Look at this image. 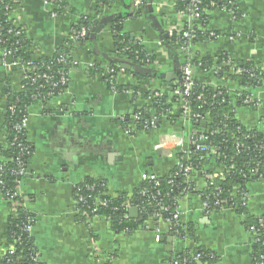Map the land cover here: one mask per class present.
Wrapping results in <instances>:
<instances>
[{"label": "crops", "instance_id": "1", "mask_svg": "<svg viewBox=\"0 0 264 264\" xmlns=\"http://www.w3.org/2000/svg\"><path fill=\"white\" fill-rule=\"evenodd\" d=\"M143 1L135 14L133 0H112L104 8L97 7L96 0H64L61 8L57 2L15 0L17 8L10 13L31 43L33 57L50 58L59 49L71 47L73 66L61 94L45 102L35 101L27 109L26 138L33 154L19 192L35 220L31 237L42 264H99L97 256H91L92 248L100 256L115 254L113 264H170L172 256L184 250L164 223L116 234L103 217L80 219L73 197V188L85 179L101 181L110 198L130 196L142 175L163 177L173 168L175 161L155 149L159 136L175 133L186 143V125L178 122L171 125L162 121L148 132L129 129L135 135L118 124L125 117L132 121L135 113L147 106L141 98L147 92L173 97L182 55L164 40L192 23L176 9L177 0ZM222 1L235 3L241 17L234 20L229 12L209 11L207 29L219 34L212 41L190 46L192 58L224 55L230 60L226 67L230 62L251 61L264 71V0ZM85 18L91 21L88 37L71 46L73 26ZM121 19L123 33L137 40L155 61L143 67L127 64L128 70L120 64L116 83L123 89L114 92L90 66L103 69L114 63L111 60L119 59L113 54L111 24ZM225 75L218 78L212 71L195 69L193 76L206 86L226 87L230 95L242 89ZM22 79L20 65L5 59L0 48V151L6 148L8 137L3 88L7 85L12 92H19ZM249 92L253 98L264 100V83ZM235 116L242 125L256 128L264 136V105L238 108ZM202 183L198 182V188ZM247 192L249 214L264 223V181L249 183ZM178 208L181 221L193 224L199 245L216 256L214 264H252V236L244 228L242 216L223 209L205 217L197 194L184 196ZM9 212L0 193V258L6 251Z\"/></svg>", "mask_w": 264, "mask_h": 264}, {"label": "trees", "instance_id": "2", "mask_svg": "<svg viewBox=\"0 0 264 264\" xmlns=\"http://www.w3.org/2000/svg\"><path fill=\"white\" fill-rule=\"evenodd\" d=\"M53 3H59V6L64 0H52ZM112 0H96V5L99 8L108 7ZM188 7L187 2L182 0L176 1V9L181 12H186ZM17 8L15 0H0V48L8 50L10 48L16 49L13 53L12 61L22 63H32L31 66L35 67V74H45L51 77L53 82L59 80V73H62L64 68L55 62L56 58L61 56L70 55L71 47H63L59 49L54 56L50 58L39 57L35 62L32 61V45L26 39L24 31L19 28L15 29L11 26L14 23L12 18L8 20L7 15ZM61 8V6H60ZM212 10H224L232 13L234 20L241 17L237 5L233 2H224L222 0H203L198 8L200 15V26L203 31H195V38L188 41V45L192 46L196 42L205 43L215 39L211 37V33L218 35L219 33L208 28V15L207 13ZM136 12L135 14H137ZM122 19L112 22L111 31L114 35L113 54L118 57V63H110L108 66L114 70V73H119L120 64H129L131 66L143 67L151 63H154L155 57L149 56L140 43L135 41L131 36L123 33ZM91 25L89 19H82L78 25L73 26V31L77 32L81 28H88ZM188 25H185L183 30L179 33L173 32L170 37L164 40L166 43L185 45L186 41L183 39V32L186 31ZM19 35H15L14 31H19ZM9 31H11L9 33ZM87 36L77 44L85 42ZM71 46H74L71 44ZM230 60L227 56L220 55L218 57H194L191 59V63L197 67L200 71L214 72L215 77L225 76L232 82L237 83L244 88H257L264 83V71L257 68L251 61H243L241 63L230 62V66L226 67ZM245 72L237 74L230 72L234 67ZM152 66V65H150ZM234 69V68H233ZM70 70V68H69ZM69 72L68 70H66ZM91 72L99 74L107 82L108 76L102 74L103 69L99 66L91 69ZM68 81V76H67ZM42 89H39V83L33 85L22 81V86L19 92H12L11 89L5 85L3 88V95L7 98L6 108V123L5 129L8 133L7 146L0 151V192L6 193L13 190L15 181L19 179L16 175V171L19 170L17 162L20 161L23 166L27 165L28 159L33 154V148L26 138V132L17 133L13 130V127L17 125L24 116H27L28 107L34 103L37 94H40V101L45 102L49 99L57 97L61 94L64 87H58L54 93L55 96L49 98L47 93L49 92V84L41 81ZM67 83V82H66ZM181 83V77L178 74L172 91L178 90L179 87L176 84ZM110 90L117 92L121 91L123 87L115 83ZM242 95L248 93L243 91ZM154 94V93H153ZM152 93L147 92L141 95L142 99H146L149 96H153ZM203 94L202 99L197 97ZM190 112L194 115L208 116V122L206 125L201 123L195 124L194 128L205 131V137L207 138L204 147H214L217 149L218 164H222L225 167L223 179H214L212 186L205 188L199 192L200 199L214 212H220L225 207H233L236 209L235 213L242 216V224L244 228L249 231L252 228L255 229L259 235L258 241L252 243L253 261L252 264L264 263V223L261 222V218L254 217L249 214L247 207L241 201V195H247V185L250 181H263L264 180V136L257 129H248L242 125L235 118V110L237 108H243L241 98H235L229 94V91L225 87H210L204 84L198 83L195 79L193 82V90L191 95L187 98ZM178 97L173 95L168 99L164 94L159 97H155L152 100V108L154 109V115H151L148 111L151 107L147 106V109L137 111L141 117L139 121H131L130 117L121 118L118 124L124 130L135 128L137 132H146L145 121L154 118L157 121V127L161 124V118L166 111H169L171 106H174L178 102ZM13 107V113L10 109ZM178 107V106H177ZM177 112H180L177 109ZM227 112V113H226ZM176 116L173 115L167 119L169 122L174 123ZM132 126V127H131ZM131 132V133H130ZM134 132L129 130V134L135 135ZM26 147L30 155L21 151ZM207 151L192 149L190 151L187 161L180 160L184 165H190L200 170H204L206 174L211 173L209 166L210 161L207 159ZM181 157V156H179ZM234 167V168H233ZM171 181V183H169ZM159 185L156 186L152 181H140L138 186L133 190L130 196L121 194L117 198H110L105 195L104 184L101 181L92 179H85L79 185L73 188V197L76 195L82 196L83 202L77 204L78 217L80 219L89 217H103L108 220L112 231L116 234H130L134 230L142 229L145 227V223L149 222L152 214L156 211V202L160 201L170 208V211H174L176 203L173 198L181 197L183 189L187 186L183 184V177L179 175L177 168L170 171L167 175L158 179ZM236 194L233 195V192ZM103 193V198L107 205L105 207L96 208L95 197ZM23 202V201H22ZM128 203L132 207L138 208L137 217L132 218L129 216V210L125 203ZM9 206V204H8ZM93 208L97 211L91 214ZM10 210V207H9ZM29 211L21 208L17 212L18 217H13L9 212L8 225L5 232L6 248L12 246L14 251L12 253L5 252L0 258V264H42L40 261H32L37 252L34 247V241L31 234L24 232L21 227L28 218ZM31 216H33L31 214ZM88 217V218H89ZM165 220H171L169 213L163 214ZM184 226L187 229L188 235L191 240L196 244L191 249H184L179 253H175L170 261V264H197V261H193V257L200 256L198 260L201 264H214L217 260L214 253L199 245L196 238V232L193 224L185 223ZM113 260L116 255L106 254ZM105 255V258H106ZM99 264H113L107 259L102 260Z\"/></svg>", "mask_w": 264, "mask_h": 264}, {"label": "built area", "instance_id": "3", "mask_svg": "<svg viewBox=\"0 0 264 264\" xmlns=\"http://www.w3.org/2000/svg\"><path fill=\"white\" fill-rule=\"evenodd\" d=\"M43 1L45 3H48V4L53 2L52 0H43ZM182 1L187 2L188 7H187L185 13L184 12H181V13L186 14L188 19L190 21H192V23L189 24L187 30L183 32V39H185L186 44L185 45L175 44L176 47L178 48V50L180 51L181 55H182V61H181L182 63H181L180 69H179V75L181 77V83L176 84V85H178L179 89L175 90L173 92V95H176L179 100L176 104H174V106H171L172 108H170L169 111H166L163 114V116L161 118V122L162 121L167 122L168 121L167 119H169V117H171L173 115H179V116H176L177 118H176V121L174 123L169 122V121L168 122L171 125H175L177 122L186 125V141H187V143L185 144L184 141H182V139H180L178 137L179 135L175 134V133L170 134V135H165V136L162 135V136H159V142L156 145L155 149L158 152L164 153L166 156L171 157L173 159V161H175L173 168L170 171L177 168L179 175L183 177V184L187 187L185 188V190L183 189V193H182L180 198L179 197L173 198L174 203H176V208L172 212L170 211V208L168 206H166L165 204H163L160 201H157L156 202V211L152 214L150 221L145 223V227L148 228L149 226H147V225H150V223H155V224L156 223H164V224H166V226H168L170 228L174 237L176 239H178L180 242H182L184 249H191V248L195 247L196 244L193 242V240L190 239L188 232H187V229L184 226L185 223L183 221H181V218H180L181 213H180L179 208H178V202L180 199H182L186 195L197 194V197L200 200L201 209H203L204 216L209 217L211 214L216 213V212H214V209L211 210L210 208H208V206L205 203H203L201 201L199 192L203 191L207 187L212 186V183H210V182H212L214 179L217 178V179L222 180L224 172H225V167L222 164H218V162H217L218 161L217 149H215L214 147L208 148V147L203 146L206 139H207L205 137V131L194 128V125L198 124V123H201L202 125H206L207 122L209 121L208 116L207 115L201 116L199 114H197V115L192 114L190 112L189 104H188V101L186 99L192 93L193 82H194V76H193L194 70L197 69V67L191 63L192 56L190 53V45H188V41L195 38V35H194L195 31H203V29L200 26V20H199L200 15L198 12V8L201 5L203 0H182ZM143 4H144L143 0H133V12H136L137 10H139V8L141 6H143ZM221 11H224V10H221ZM7 18H8V20H10L9 18H12L10 13L7 15ZM11 26L15 29H19V27L16 26L15 23H12ZM0 31H2V29H0ZM10 32L11 31H9V33ZM14 33H15V35H19L20 30L14 31ZM87 33H88V28H81L77 32L73 31L71 34V37H70V44L77 45L79 40H81L82 38L84 39L87 36ZM210 35H211V37H215V38H217V36H218V35H214V33H211ZM131 38H133V37H131ZM232 38H234L233 35H232V37L230 36V39H232ZM135 41H137V40H135ZM1 49H2V56L5 59H10L12 61L13 53L16 51V49H14V50H13V48H10L8 50H5L3 48H1ZM38 58L39 57H33V55H32V61L33 62H35V60H37ZM12 62L20 65L21 70H22V75H23L22 81L26 80V82L31 84V85H33L35 83H39L40 84L38 86L39 89L43 88L41 83H40L41 81L49 84V92L47 93V96L49 98L55 96L54 91L58 87H60V86L64 87L65 86V84L67 82V76L69 74V72H67L66 70L69 71V68L71 66H73L70 55L61 56L59 58H56L55 62L59 65H62L64 70L62 73H59V75H60L59 80L57 82H53L51 77L48 75L35 74L34 73L35 67L31 66L32 63H22V62H15V61H12ZM153 64L154 63H151L147 66H150ZM90 67H91V69L95 68L92 65ZM233 68H232V72H234V73L241 74V73L245 72L243 70L237 69L235 67V64H234ZM102 74L104 76H108V78H109L108 83H110V86L112 89L113 85L116 83V78H117L118 73L115 74L114 70H112L111 67L106 66L103 68ZM214 88H217V87H214ZM241 88L242 89L233 92L231 96L233 97V99H235L237 97L241 98L242 99L241 105L244 106L243 108L257 109V108L264 105V100L256 99V98H253L251 96V94L249 92V90L251 88H244V87H241ZM257 88H259V87H257ZM257 88H252V89H257ZM243 91H247L248 93H246L245 95H242ZM37 95L38 96H36L34 101H38V100H40L39 97H43V96H40V94H37ZM162 95L163 94L160 92H155L153 94V96H149L145 99L146 105L151 107L148 111L151 115H154V113H155L154 109L152 108L153 98H155V97L157 98V97L162 96ZM203 97H204L203 94H200L197 97V99H202ZM147 106H143L141 109H139V111L147 109L148 108ZM9 109H10L11 113H13V107H11ZM177 109H179L180 112H177L178 111ZM235 118H236V116H235ZM139 120H141V117L138 114H135L132 118V121H139ZM26 126H27V116H24L21 119V121L13 127V130H15L17 133H23V132H26ZM145 128L147 130L146 132L157 129L158 128L157 127V121L154 118L146 120L145 121ZM248 129H251V128H248ZM254 129H256V128H254ZM193 148L196 150L205 149L208 152L207 153V157H208L207 159H209V161H210V166L208 169H210L211 173L206 174V172L204 170H200V169H197L195 167H191L190 165H184L183 163L180 162V160L187 161L189 154H190V151ZM21 151L27 155H30V153L26 147L22 148ZM179 156H181V157H179ZM17 165L19 167V170H17L15 173L19 177V179H17L15 181V186H14L13 190L7 191L6 193L0 192L3 195L4 199L6 200V202L9 204L10 212L12 213L13 217H15V218L18 217L17 212L21 208L26 209L25 205L22 202V199L20 197V192H19L20 181L26 175V166H23V164H21L20 161L17 162ZM159 178L160 177L150 173V174L142 175L141 181H152L155 183L156 186H158L159 185V182H158ZM201 180L203 181V183L201 185V188H198L197 184ZM251 182L252 181H250L249 183H251ZM169 183H171V181ZM0 185H1V182H0ZM234 194H236V191L233 192V195ZM83 199L84 198L82 196H80L79 194L76 195V197H74L77 213L79 212L77 204L79 202H83ZM241 201L247 207L248 192H247V195H241ZM94 205L96 208L105 207L107 205L106 201L103 198V193L98 195L97 197H95ZM125 205L127 206L128 210L135 208L137 213H138L137 207H132L127 202L125 203ZM96 208L92 209L91 214H94L97 211ZM223 209H231L234 212L236 211V209L233 207H231V208L225 207ZM167 213H169L171 215V220H165L163 218V214H167ZM27 217L28 218L26 219V221L23 224V226L21 227V229L24 232L31 234V230H32V227L34 225L35 220H34V217L31 216V213L29 215H27ZM87 217H89V216H87ZM94 217H97V216H94ZM261 222H263L262 219H261ZM248 232L252 236V243L257 242L258 238H259V235L257 234L258 231H256L255 229L252 228ZM156 239L158 240V236H156ZM7 250H8V252L12 253L14 251V248L12 246H8L6 248L5 252H7ZM5 252H4V254H5ZM91 256H97L96 258L98 259V261L99 260L102 261L105 259H107V261H110L111 263L114 261L110 256L106 255V258H105L104 254L100 256V254L98 253L96 248H92ZM199 259H200V256L193 257V261H197V264H201L198 261ZM32 261H34V262L39 261L38 254H36L34 257H32ZM174 264H179V263H174ZM260 264H264V263H260Z\"/></svg>", "mask_w": 264, "mask_h": 264}, {"label": "water", "instance_id": "4", "mask_svg": "<svg viewBox=\"0 0 264 264\" xmlns=\"http://www.w3.org/2000/svg\"><path fill=\"white\" fill-rule=\"evenodd\" d=\"M102 26L98 27L97 30H96V33H99L100 30H101ZM110 62H114V63H118V61H116L115 59L111 60ZM121 68L123 69H127L128 70V65L127 64H121L120 65ZM179 72V71H178ZM175 79V78H174ZM204 123V122H203ZM129 214H130V217L134 218V217H137V211L135 208H132L129 210ZM162 240V238H161Z\"/></svg>", "mask_w": 264, "mask_h": 264}, {"label": "rangeland", "instance_id": "5", "mask_svg": "<svg viewBox=\"0 0 264 264\" xmlns=\"http://www.w3.org/2000/svg\"><path fill=\"white\" fill-rule=\"evenodd\" d=\"M186 143H187V141H186ZM186 143H185V144H186Z\"/></svg>", "mask_w": 264, "mask_h": 264}]
</instances>
